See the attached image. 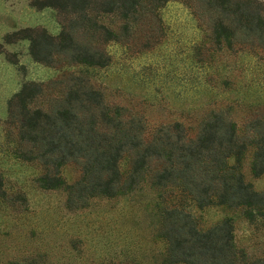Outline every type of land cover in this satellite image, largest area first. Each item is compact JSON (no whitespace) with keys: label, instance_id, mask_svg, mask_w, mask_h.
Instances as JSON below:
<instances>
[{"label":"rangeland","instance_id":"obj_1","mask_svg":"<svg viewBox=\"0 0 264 264\" xmlns=\"http://www.w3.org/2000/svg\"><path fill=\"white\" fill-rule=\"evenodd\" d=\"M43 1L0 0V264H167L162 261L166 243L154 216L155 191L143 183L133 192L95 197L83 208L69 209L63 187L41 188L40 165L14 155L16 129L6 123L7 101L24 82L35 81L45 89L34 105L46 106L62 94V81L75 73L110 104L140 116L148 134L179 121L193 136L205 115L222 108L241 128L264 114V52L246 47L212 54L206 23L196 16L194 4L170 0L153 16L144 15L129 39L104 45L111 56L106 66L67 63L62 57L44 64L32 58L30 42L23 38L27 31L20 32L31 28L56 35L68 15L40 6ZM251 157L248 149L241 161L244 178L264 191V174H252ZM119 168L125 177L128 157ZM60 176L73 183L79 168L68 163ZM185 208L202 230L230 218L234 245L245 260L264 258V210L200 209L188 202Z\"/></svg>","mask_w":264,"mask_h":264},{"label":"trees","instance_id":"obj_2","mask_svg":"<svg viewBox=\"0 0 264 264\" xmlns=\"http://www.w3.org/2000/svg\"><path fill=\"white\" fill-rule=\"evenodd\" d=\"M168 1L44 0L40 6L68 15L60 32L51 35L28 28L20 33L27 31L23 38L29 40L30 54L37 62L51 64L62 57L67 63L104 67L111 59L104 45L129 39L144 15L153 16ZM189 1L198 19L206 23L207 51L234 53L248 47L264 52L260 0ZM62 86V94L47 100L46 106L34 105L45 89L35 81L24 82L7 101L6 123L16 129L13 153L40 165L41 188L63 187L66 206L76 209L95 197L111 198L147 183L155 191L154 216L166 243L164 263L264 264V258L246 261L236 249L230 218L202 230L185 208L188 202L200 209L219 205L264 210V191L255 190L241 168L242 157L250 149L252 174H264V114L238 128L229 109L222 108L205 115L193 136L179 121L148 134L140 116L107 102L85 76L72 73ZM124 156L129 159L125 177L119 168ZM68 163L76 164L80 172L70 184L60 176Z\"/></svg>","mask_w":264,"mask_h":264}]
</instances>
